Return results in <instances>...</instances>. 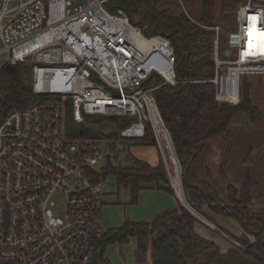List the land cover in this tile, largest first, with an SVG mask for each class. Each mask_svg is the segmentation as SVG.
<instances>
[{
    "label": "built area",
    "instance_id": "obj_1",
    "mask_svg": "<svg viewBox=\"0 0 264 264\" xmlns=\"http://www.w3.org/2000/svg\"><path fill=\"white\" fill-rule=\"evenodd\" d=\"M110 1L0 0V69L32 65L33 93L48 97L0 118V264H93L108 142L69 139L68 104L75 123L133 118L121 139L143 138L150 127L162 156L155 117L167 129L152 92L178 83L173 47L144 36L122 10L109 12ZM235 19L224 49L222 28L201 26L214 32V98L233 105L244 77H264V0L240 3ZM152 76L161 84L144 89Z\"/></svg>",
    "mask_w": 264,
    "mask_h": 264
},
{
    "label": "trees",
    "instance_id": "obj_2",
    "mask_svg": "<svg viewBox=\"0 0 264 264\" xmlns=\"http://www.w3.org/2000/svg\"><path fill=\"white\" fill-rule=\"evenodd\" d=\"M189 6L185 11L171 13L165 4L177 0H111L106 8L111 13L122 10L130 23L144 36H162L174 50L176 85H161L152 92L159 113L172 140L182 168L181 183L195 212L203 215L206 206L212 213L231 218L243 230L234 238L231 248L220 252L210 240L195 232L199 220L179 201L148 221L136 222L124 218L117 228L104 231L95 240L93 264H110L105 252L111 244L135 241L139 262L150 254L152 264H264V217L251 213L253 178L247 174L239 188L228 186L226 201L219 199L210 182L203 181L193 171V163L204 148V142L227 133L234 117L244 114L255 123L261 111L249 96L250 82L242 79L241 101L236 104L219 103L214 98V86L208 80L214 76L212 60L214 32L201 26L217 25L212 11L213 0H180ZM225 13H233L245 0H218ZM178 3V2H177ZM194 21H191V19ZM200 25V26H199ZM224 35V34H223ZM220 35V48L226 47V36ZM161 84L157 77H149L143 88ZM48 99L32 90V65L5 64L0 69V118L13 109H24L35 102ZM133 118L125 116L84 115L83 123H75L72 108L67 105L65 134L69 139H101L108 142V154L97 180L103 182L113 175L118 187L129 191L130 204L135 205L145 185L154 184L159 190L175 196L161 160L156 165L137 158L130 164L113 163L120 132ZM108 133H104L107 127ZM129 143L156 145L150 127L145 136ZM113 158V159H112ZM250 235L252 239L248 237ZM144 263V262H143Z\"/></svg>",
    "mask_w": 264,
    "mask_h": 264
},
{
    "label": "rangeland",
    "instance_id": "obj_3",
    "mask_svg": "<svg viewBox=\"0 0 264 264\" xmlns=\"http://www.w3.org/2000/svg\"><path fill=\"white\" fill-rule=\"evenodd\" d=\"M177 2L165 4L164 7H168L173 14L188 9L189 6L180 4L178 0ZM197 2L199 5L203 0H197ZM211 5L213 14L215 15V22L222 28L221 34L227 36L229 32L235 31L237 29L235 12L225 13L218 0H213ZM245 78L251 84L249 96L252 103L261 111L260 118L255 123H252L244 114L234 117L227 133L215 136L204 142V148L198 154L192 166L197 177L203 181L208 180L219 199L224 201L227 199L228 186L239 188L245 176L250 174L253 178V208H250L251 213L258 217H264V77L247 76ZM110 129L111 127L108 126L104 133H108ZM129 142V140H126L117 144L116 159L112 158L114 164H130L131 158H137L153 166L161 160L165 169L167 168L156 145H142ZM166 172L169 185L175 191L167 169ZM102 188L105 203L101 210V226L103 231L119 227L124 218L136 222L148 221V216L152 215V213L155 214L154 212H158L159 210L156 209L152 213L149 212V202L151 199L146 192L139 193L137 203L131 205L129 191L124 187H118L111 174L107 175L104 179ZM182 191L184 192L183 187ZM177 197L175 194L174 198L179 201ZM204 208L207 207L204 206L202 212ZM209 212L211 211L209 210ZM194 213L197 216L199 215L198 217L195 216L199 221L205 220L203 215L198 212ZM204 216L208 218L205 214ZM220 219H223L224 223L222 224L231 236L237 237L239 235L241 229L235 220L226 217H220ZM195 227L202 235L213 237L221 250L227 247L231 248L230 242L213 234L209 230H204L200 224H196ZM248 237L252 239L250 235ZM136 253L138 255L137 251ZM106 256L111 264H132L135 260L134 240L131 239L128 244L109 245L106 249Z\"/></svg>",
    "mask_w": 264,
    "mask_h": 264
},
{
    "label": "crops",
    "instance_id": "obj_4",
    "mask_svg": "<svg viewBox=\"0 0 264 264\" xmlns=\"http://www.w3.org/2000/svg\"><path fill=\"white\" fill-rule=\"evenodd\" d=\"M142 192L148 193L149 197L151 199L149 202V212L152 213V212L156 211V209H159L158 212H154L155 214H153V213H152V215L150 214L147 219H151V218L155 217L160 212L164 211L165 209H167L169 207L176 205V203H177V200L174 198V196H171V195L165 193L164 191L157 189L154 184L145 185L144 189H142L140 191V193H142ZM251 208H253V202H252ZM203 212L208 218L203 216L205 220L199 221L197 224H200L202 226V228H204V230H209L213 234H216V235L220 236L221 238H223V239H225L231 243L232 242L235 243L234 238H238L243 234V230L240 228L241 232L239 233V235L237 237L231 236L230 233L227 230H225L226 228H224V226L222 224V223H224V221H222L223 219H220V217H223V216L211 213V212H209V210L207 208H204ZM195 232L199 236H201L202 238L213 241L219 247V245L216 243V241L214 240L213 237H208L204 234L202 235L199 231L196 230V227H195ZM230 247H231V245H230ZM228 249H229V247H227L224 250L220 249V252L224 253ZM136 251H137V249H136V244H135V260L132 264H152L150 261V254H148L142 262L141 261L139 262V260H138L139 257L137 255ZM105 259L107 261H109L108 257L106 256V252H105ZM109 263L111 264L110 261H109Z\"/></svg>",
    "mask_w": 264,
    "mask_h": 264
},
{
    "label": "bare ground",
    "instance_id": "obj_5",
    "mask_svg": "<svg viewBox=\"0 0 264 264\" xmlns=\"http://www.w3.org/2000/svg\"><path fill=\"white\" fill-rule=\"evenodd\" d=\"M255 39L257 38L255 37ZM154 122L157 139L162 149L163 161L167 167L166 169L168 171L171 184L173 185L179 200L185 202L180 180L179 165L171 143V139L168 135V132L159 122L157 117H155Z\"/></svg>",
    "mask_w": 264,
    "mask_h": 264
},
{
    "label": "water",
    "instance_id": "obj_6",
    "mask_svg": "<svg viewBox=\"0 0 264 264\" xmlns=\"http://www.w3.org/2000/svg\"><path fill=\"white\" fill-rule=\"evenodd\" d=\"M224 55L225 56H228L229 55V51H225L224 52ZM172 142V141H171ZM174 148V147H173ZM175 151V150H174ZM175 155H176V153H175ZM176 158H177V155H176ZM177 161H178V165H179V170H180V173H181V166H180V163H179V160H178V158H177ZM175 192V191H174ZM176 194V193H175ZM183 194H184V201L185 202H182L181 200H179L180 202H181V204L191 213V214H193L194 216H197L195 213H194V211L195 210H193L192 209V207L190 206V204H189V201H190V198H189V195H188V193L187 192H183ZM198 217V216H197Z\"/></svg>",
    "mask_w": 264,
    "mask_h": 264
}]
</instances>
